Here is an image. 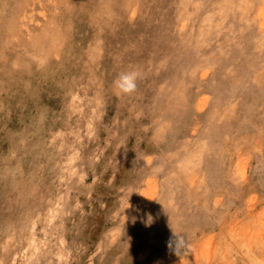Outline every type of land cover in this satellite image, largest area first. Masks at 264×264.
I'll return each instance as SVG.
<instances>
[{"label":"rangeland","instance_id":"obj_1","mask_svg":"<svg viewBox=\"0 0 264 264\" xmlns=\"http://www.w3.org/2000/svg\"><path fill=\"white\" fill-rule=\"evenodd\" d=\"M0 264H264V0H0Z\"/></svg>","mask_w":264,"mask_h":264},{"label":"clouds","instance_id":"obj_2","mask_svg":"<svg viewBox=\"0 0 264 264\" xmlns=\"http://www.w3.org/2000/svg\"><path fill=\"white\" fill-rule=\"evenodd\" d=\"M136 80H137V73L136 72H126L120 75L118 80L116 81V87L120 90L121 93L124 94H131L136 90ZM172 237L166 241L167 247L172 243Z\"/></svg>","mask_w":264,"mask_h":264}]
</instances>
